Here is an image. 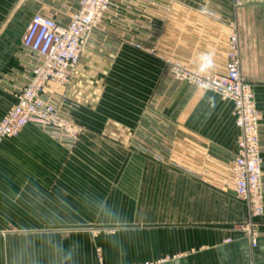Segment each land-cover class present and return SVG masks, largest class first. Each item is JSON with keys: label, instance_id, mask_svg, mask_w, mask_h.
<instances>
[{"label": "crops", "instance_id": "obj_1", "mask_svg": "<svg viewBox=\"0 0 264 264\" xmlns=\"http://www.w3.org/2000/svg\"><path fill=\"white\" fill-rule=\"evenodd\" d=\"M44 1L49 8L39 6V1L0 0V119L16 102V93L36 62L22 48L32 15L39 12L66 23L78 2ZM127 1L136 4V14L146 7L153 11L152 5L159 11L155 19L159 31L143 40L145 46L156 48L158 56L128 45L120 36L121 27L94 31L69 84L48 85L43 98L61 105V112L82 126L78 143H159L161 163L166 164L172 134L177 148L185 149L193 125L199 153L229 163L240 137L231 102L174 80L165 60H175L198 75L223 74L229 36L240 20L241 73L252 86L261 113L264 188V40L260 39L264 35L262 28L249 23L264 20V12H237L238 6L264 5V0ZM125 82L129 94L124 97ZM138 84H144L141 105ZM72 159L33 124L0 143V264H100L96 248L102 264H111L109 260L121 258V244L128 245L129 253L134 251V256L129 254L134 261L245 264L252 259L264 264V215L259 219L257 247L251 250L236 229L249 220L247 205L232 191L193 178L182 189V195L189 197L186 210L194 213L190 224L183 229L138 224L136 205L120 208L115 197L124 194L104 186V173L88 175L101 181L94 187H74L72 172L66 168ZM133 177L129 174L130 180ZM152 208L146 205L141 210L147 213ZM202 211L209 213V224L199 222L196 213Z\"/></svg>", "mask_w": 264, "mask_h": 264}, {"label": "built area", "instance_id": "obj_2", "mask_svg": "<svg viewBox=\"0 0 264 264\" xmlns=\"http://www.w3.org/2000/svg\"><path fill=\"white\" fill-rule=\"evenodd\" d=\"M136 4L127 0H78L77 8L61 23L55 16L34 13L22 38L25 55L35 58L31 76L16 93V102L0 119V143L18 136L28 124L45 131L54 141L71 149L83 128L61 112V105L43 98L48 85L66 87L80 61L81 54L94 31L121 27L120 36L136 50L158 56L154 46L143 44L159 31L155 21L159 11L145 8L134 12ZM169 7H165V11ZM174 80L216 94L232 104L235 126L240 131L234 158L226 165L230 188L244 201L251 215H262L264 188L262 181L261 115L255 105L252 86L241 73L239 43L234 28L229 36L225 72L221 75H198L181 63L166 59ZM257 234L251 243L257 244Z\"/></svg>", "mask_w": 264, "mask_h": 264}, {"label": "rangeland", "instance_id": "obj_3", "mask_svg": "<svg viewBox=\"0 0 264 264\" xmlns=\"http://www.w3.org/2000/svg\"><path fill=\"white\" fill-rule=\"evenodd\" d=\"M24 1H35L36 3L39 1V6H44V8L50 7L44 0ZM237 8V12L240 14L253 11L264 12V5H243ZM249 23L253 24L254 27L262 28L260 33L264 35V20L254 19L250 20ZM233 25L237 33L240 55L242 32L240 30V20H236ZM261 38L264 40V36H260ZM143 85L138 84V92L136 93L138 105L143 104L145 101V99L141 100L144 97L143 94H145L141 90ZM122 88L121 96L124 94L128 96L129 84L126 82L122 83ZM198 90L202 94H207V96L213 98L210 93H207L208 91ZM193 128L195 127L191 125L192 130ZM191 129L190 133L186 134L185 137V149L177 148L176 137H174L176 135L172 134L173 137L167 146L169 159L166 164L164 162L161 163L160 147L157 146L159 143H154L153 145L150 143H78L81 138L80 136L78 142L71 149H67L60 143L55 142L64 148L67 156L73 158L71 164H68L66 168L72 172L74 187H82L84 185L85 187L86 185L94 187L101 181L97 178H88V175L94 173L93 176L95 177L98 174L104 173L106 175L103 181L104 186L106 188H115L118 191L121 190V193L124 194L115 197L120 208L126 207L128 209L129 205H136L138 209L135 211L137 215L136 223L145 224V222H149L148 224H153L154 226L163 224L162 226L166 225L175 227L174 229L176 227L183 229L182 227L187 226V223L190 224L194 217V213L191 210H186L185 207V204L189 202V197L182 195V189L189 187L188 180L194 178L193 180L205 183L206 185L210 184L214 188L232 191L225 172L228 163L217 162L216 159L207 155L206 152L200 154L198 143L194 142V134L191 132ZM41 131L52 139L45 131ZM13 138L15 137L10 139ZM167 172V176H161V173ZM129 174L135 175V180L134 177L130 180ZM146 205L153 207L152 212L146 213L144 210H141ZM131 213L133 214L134 212ZM196 215L200 216L199 222L201 224H209L208 212H197ZM263 215L264 209L262 215L254 217L248 210V222L236 225V229L241 231L248 240L251 250L257 247L258 241L256 246H253L251 240L254 234H257L258 240L259 219ZM121 251V258L109 260L111 264H162L167 261V259L156 262L131 260L129 254L134 256V251L133 253H129L127 244H121ZM95 252L98 262L102 264L100 249L96 248ZM245 264L256 263L251 259Z\"/></svg>", "mask_w": 264, "mask_h": 264}]
</instances>
